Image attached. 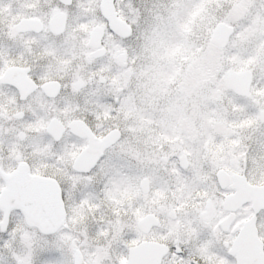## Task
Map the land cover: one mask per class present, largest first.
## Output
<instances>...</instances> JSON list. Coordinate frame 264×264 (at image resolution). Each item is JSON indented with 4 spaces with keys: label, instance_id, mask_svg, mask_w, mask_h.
<instances>
[{
    "label": "snow or ice",
    "instance_id": "1",
    "mask_svg": "<svg viewBox=\"0 0 264 264\" xmlns=\"http://www.w3.org/2000/svg\"><path fill=\"white\" fill-rule=\"evenodd\" d=\"M0 264H264V0H0Z\"/></svg>",
    "mask_w": 264,
    "mask_h": 264
}]
</instances>
